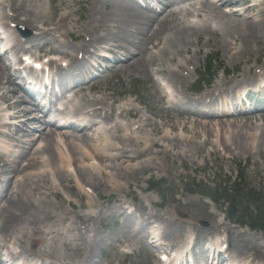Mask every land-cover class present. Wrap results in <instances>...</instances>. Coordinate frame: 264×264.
Wrapping results in <instances>:
<instances>
[{"label": "rangeland", "instance_id": "rangeland-1", "mask_svg": "<svg viewBox=\"0 0 264 264\" xmlns=\"http://www.w3.org/2000/svg\"><path fill=\"white\" fill-rule=\"evenodd\" d=\"M29 1H31L29 9L43 19L42 24L44 26L55 25L62 15L72 12L70 19L77 24L85 23L90 14L92 18H94V21L96 20L97 22L96 25H93V22L91 26L97 29L99 24L97 19L100 18L99 14H108L110 10H112L114 12V19H112L111 22L102 20L103 23H101L97 30L98 34H96V38L99 42L95 43L94 47L107 45L115 47L122 45L129 47L131 52H134V48L129 46V43L133 42L134 44L142 45L141 50L145 51V57H155L159 55V51L156 50L158 49V46L156 47V39H151L143 44V36L137 33L138 21L135 22V20L128 18L124 14L123 6L145 13L129 2V0H102L104 5L98 3L93 10L92 3L95 0H84V2L74 0L75 2H72L68 7H59L60 2L66 3L67 0ZM159 2L160 8H163V4L164 6H170V9L178 14V17L185 27L192 25L193 27L200 28L201 26L197 25V23H207L211 29L216 30L209 36L211 41L210 44H206L204 38H201L198 44L191 45L189 52L182 54L180 59L182 63H184L185 59L191 60V62L187 64L184 63L186 67L181 74L187 77V81L184 89L181 86L177 87L179 92H182L178 94V98L175 99L174 104L177 106L176 109L189 114L188 120H178L185 123L189 128L194 129L195 137L192 139L191 146H200L204 144V152L201 155L204 159L201 160V157L197 158L196 162L200 166L204 163L205 166H203L202 169L194 171L192 170L190 160L183 158V162L178 161L175 163L176 166L178 165V168L175 170V165L169 164V162H162V166L165 167L161 169V171L150 170L145 173H140L138 183L131 182L128 187L123 184L124 188L121 192L111 190L108 174L102 175L97 173L96 175H88L83 180V183L75 177L77 187H81V198L75 195L77 189L69 186L67 182H62L53 176L46 175L45 179L44 177L40 178L39 176L31 175L28 179V183L34 188L45 186L51 182L68 202H63L60 198L51 197L49 201L53 202L56 207L52 215H44L34 220V222L29 219V217L18 219L14 223L13 229L8 232H3L4 234L0 236V247L4 245L14 246V239L17 237H23V240L26 242L31 237L29 233L32 229H41L44 233L41 238L46 242V245L57 247L59 250V253L54 254V258L47 260V264H61L60 260L63 261V254L65 253L63 247L60 246L63 242H71L81 247V253H84L87 247L92 249V253L87 254L88 257L85 255L82 259L75 260L74 264H153V254L146 252L142 244L140 248H137L133 251V254L128 256H124L123 253L117 252L120 248L124 252L135 249L136 242L139 239L134 236L132 237V232L143 227V225L141 226L133 222V219L118 214L115 207L123 203H125L123 205H132L134 212H136L139 217L146 210H152L151 212L158 214L170 212L175 218L177 217V219H179V223L186 226L184 237L188 236V232L190 231L189 225L186 224L193 223L190 219L196 221L194 226L195 233L198 232V229L211 228L210 225H212L213 222L222 220V222L231 229L230 233L232 231H244L246 235L254 237L259 245L264 246V230L260 228L250 230L248 228L250 227V220L248 218L243 219L245 209L252 217H254L257 212L253 208L255 205L251 200L252 193L256 195L260 194L261 198L264 197L262 195L264 193V149L261 151L262 154L257 155V153H255L256 151H250L248 154H245L233 148H227L225 143L228 142V147H230V136L224 135L223 137L224 131H222V137H216L212 126H208V130L211 131L214 136H212L209 131L201 133L200 126L192 125L191 123L192 121L199 120V118L193 115V112L197 113V108L192 109L186 105L187 97L197 99L207 93H211L214 85L220 79H224L229 82V84L234 83L236 79L238 81L243 79L247 81L251 79L250 84H253L258 79L264 78V76L253 77V75L256 74L257 67L264 64V6L254 7V5H257L259 2H264V0H248L236 6L229 5L225 7H218L219 2L217 0H215V4L212 3L214 0H159ZM252 5L253 7L248 8ZM236 10L239 12L234 14L231 13ZM227 12H230V14H226ZM0 14H3L1 9ZM198 14L201 15V17L197 16ZM230 16L231 19H235L240 23L244 21L246 23H253L251 20H254L253 24L256 27L255 34H249L251 52L253 53L246 56L247 63H245L244 60H239L240 62L238 63L232 62L228 52L217 46V40L215 38L218 35L224 34L225 22ZM202 17L205 18L203 22L200 21ZM259 20H262L263 23L261 24ZM256 38L261 41L259 45H256ZM51 39L47 38V40H45L49 44L45 46L43 49L44 51L50 48L51 45L54 47L57 46L55 45L56 41H54L52 37ZM61 40L62 41H59L60 45H62L61 50L71 53L73 51L71 47L73 44H76V42L66 37L61 38ZM159 42L160 47L166 45L163 40ZM259 49L261 50L259 58H257L256 53ZM72 54L77 57L81 55L77 52ZM117 56H121L120 53H118ZM209 56L214 57L216 60L211 71L212 76L210 83L208 85L206 83L202 85L199 92H192L191 86L202 74L203 66ZM236 58H239V56H236ZM103 65L107 67L114 66L113 64L107 63ZM160 65L168 64L156 60V63L150 66L153 75L150 74L149 76L138 71L135 67H121L117 65L115 69L112 68V71L106 73L101 79L94 81L95 85L91 89L86 90L85 93L86 95H94L96 98L105 97L106 104L113 109L128 101L137 111L141 112V115H145V118H150V124L155 126L161 123L160 119L157 118L158 109L165 108L167 112L171 113V108L174 107H171L173 103L165 104L164 100L160 98V85L168 86L171 95L176 94L167 83L165 75L156 71ZM220 69L225 70V74L222 71H218ZM0 82L5 81L0 78ZM7 86L10 90L15 89L13 85L9 84ZM4 91L5 90H2V92ZM83 94L84 93H81L79 96ZM80 107L81 104L79 103V106H76L78 112H81ZM249 117L250 116L240 117L235 120L248 122L250 121ZM109 120L112 122L119 121L114 115V112L111 113ZM220 120L223 119H214L213 122ZM95 121L101 122V120ZM129 121L134 122L133 119ZM208 121L209 120H207V122ZM231 121H233V119H229L226 123ZM253 121H255V119ZM255 124L260 126L259 121H255ZM21 126L22 125H20V127ZM20 127L10 128L8 132L12 133L16 138L17 134L21 132L19 131L21 129ZM27 127L29 129L34 127L40 129V124L37 122H28L26 127H22L23 132H21L19 137H21L23 141L37 139L39 134L35 131L29 132ZM150 129L151 127H146L142 132V137L146 140L150 138ZM164 131L168 132L167 129ZM254 132L258 135L261 132L264 134V126ZM55 133L77 135L67 130H59L55 131ZM160 136L162 137V134ZM160 136L156 138L159 139ZM185 136L189 135L182 134V138L178 140L179 143L183 142L182 140L185 139ZM77 137H79V135H77ZM188 140L190 141V139ZM216 141L221 142L223 145L216 147ZM7 142V145L2 146L10 147L13 154H16L17 158L13 155L7 158L12 160V166H15V164L20 161L19 158L27 147L25 148L24 145L17 142L14 138H7ZM60 142L57 135L53 136V141L50 142L54 143L57 155L59 154V149H61L59 147ZM35 143L33 148L41 144L40 140ZM95 145L98 146V144ZM187 145L189 146V144ZM81 147H83L82 155L85 157L87 151H89V147L86 145H82ZM224 148H226L228 154L223 151ZM210 150L215 151L214 155L210 156L208 154ZM150 152L153 154L145 156L137 161V163L150 158H157L158 156L155 155V153H159L160 150L154 148L151 149ZM159 156L161 157V155ZM0 159L3 160L1 157ZM56 159H58L57 156ZM22 161L25 163L24 160ZM91 164L95 165L94 162H91ZM55 167L56 166L53 165V168ZM35 169L37 170L29 171V173L35 174V172L43 168L41 165H38ZM9 170L10 169L2 173V168H0V201L3 199L2 196L4 192L10 186L11 180L7 178L16 176V174H10ZM69 170L72 171V169ZM106 172H108V170ZM13 181L14 178L12 182ZM85 181H89L92 186H86L84 183ZM92 187L95 189L94 192L91 191V189L93 190ZM28 192L31 191L29 190ZM35 192L32 194L33 201L34 196L36 197ZM148 198H150L151 201H147ZM89 201L95 204L91 214L88 212ZM229 204H232L236 211L234 214L230 216L227 215L226 217L225 212ZM262 210L264 211V204L262 205ZM179 212L182 215L181 217L177 214ZM247 216L249 215L247 214ZM24 232H27L26 236H24ZM5 234H9L13 240L9 238L5 239ZM221 237L223 239L225 236ZM168 241H171V239ZM185 241H187V239L183 238V240H179L176 245L183 244ZM236 243L233 237H228L229 249L234 259L237 258V254L234 252ZM259 251L262 253L263 248H260Z\"/></svg>", "mask_w": 264, "mask_h": 264}, {"label": "bare ground", "instance_id": "bare-ground-1", "mask_svg": "<svg viewBox=\"0 0 264 264\" xmlns=\"http://www.w3.org/2000/svg\"><path fill=\"white\" fill-rule=\"evenodd\" d=\"M246 1L248 0H240L242 3ZM30 2L29 0H1L0 9L5 11L8 9L11 11L13 13L12 19L17 24H21L25 29H28L31 35L32 32H36V38L53 37L54 34L59 32L61 33L58 38H62L63 35L72 40H80L83 37H88V41L84 42V44L73 46V51L71 53L78 51L86 55L88 53L87 47L91 44L94 45L95 42L98 41L96 38V30H98L101 23H103L102 20L111 22V20L114 19V12L112 10H110L108 14H99L100 18L97 19L99 24L97 29H95L91 26L94 22V18H92L90 14L85 23L77 24L70 19L72 14V12H70L62 15L57 24L44 26L42 24L43 19L29 9ZM72 2L75 1L67 0L66 3L60 2L59 7H68ZM82 2H84V0H82ZM98 3H102V0H95L92 3V10ZM263 6L264 2H259L257 5H254V7ZM123 9L124 14L128 18L135 20V22L138 21L137 33L143 36V44L151 39H156V47L158 46L156 50L159 51V55L155 57H145V51L141 50L142 45H137L133 42L129 43V46L134 48V52H131L129 47L122 45L116 47L109 46L108 51L114 54H121L122 58H117V62H122V65H120L121 67H135L138 71L147 76L150 74L153 75L150 66H153L156 60L163 61L168 65H160L156 71L163 73L167 82L176 90L179 91V89H177L178 86L184 89L187 77L181 73L185 70L186 64L191 62V60L185 59L184 63L186 64L182 63L180 61L182 54L189 52L191 45L198 44L201 38H204L206 44H210L211 41L209 36L216 30H211L207 23H204L200 28L193 27L192 25L185 27L178 17V14L167 5L164 6L162 13L157 16L151 15L150 10L141 13L125 6H123ZM5 20H8V16L1 14L0 25H3ZM204 20L205 18L203 17L200 19L201 22ZM251 21L254 23V20ZM259 22L261 24L263 23L262 20H259ZM253 23H246L245 21L240 23L235 19H231L230 16L225 22L224 34L216 36L217 46L228 52L232 62L238 63L240 62L239 60H244V62L247 63L246 56L253 53L251 52V42L249 39V34H255L256 27ZM74 33H76V36H74ZM160 40L165 41L166 45L160 47ZM256 41V45L261 43L258 38H256ZM22 49L23 45L20 39L17 36L13 37L11 50L17 52ZM52 49L58 50V48L55 47H52ZM260 50L261 49L256 53L257 58H259ZM60 56L69 57L66 52H61ZM236 56H239V58H236ZM70 61L77 62L72 54H70ZM55 67L61 70L59 65H55ZM263 73L264 69H262V74ZM7 77L6 69L0 62V78L5 81L0 82V91L4 90L7 85L13 84V81L8 80ZM248 84L249 82L248 80L246 81V79L240 81L236 79L234 83L230 84L224 79H221L214 85L211 93H207L197 99L187 97L186 105L192 109L200 106L204 109H208L212 106H207V104H205L206 100H208V103L214 104L218 103L220 100L215 96V93L220 95H225L228 91L234 93L238 88ZM88 89L90 88L81 87L72 91L74 99L78 97L79 93L84 92L79 98L81 112L67 111V113L60 114L62 117H67V120L70 122L74 121L81 124V130H76L71 127L66 128L67 131L72 134L76 133L79 137H77V135L56 134L50 129V126H54V123L52 121H45L43 123L45 127L42 128L41 132H38L39 136L37 139L23 141L22 138L19 137L21 132H23L21 128L19 130L21 132L17 134L16 140L27 148L19 158L20 161L15 164V166H12V160L7 158L12 155L17 158L16 154H13L10 147L2 146L8 144L6 139L11 135L7 136L5 134V129L10 127V125L1 123L0 114V156L3 158V160L0 159V168H2V173L10 169V174H16L15 177L10 176L7 178L11 180L10 186L4 192L2 196L3 199L0 201V236L4 234L3 232H8L13 229L14 223L18 219L29 217V219L34 222V220L44 215H52L56 207L53 202L49 201L51 197L60 198L63 202H68L51 182L48 184L46 183L47 185L45 186L34 188L28 183V179L31 175L39 176L40 178L44 177L45 179L46 175L53 176L62 182H67L69 186L77 189L75 195L81 198V187H77L75 177L83 183V180L88 175H96L97 173L102 175L108 174L111 190L121 192L124 188L123 184L128 187L131 182L138 183L140 173H145L150 170L161 171V169L165 167L162 166V162H169V164L175 165L176 162H183V158H187L190 160L192 170L194 171L202 169L203 166H205L204 163L200 166L196 162L197 158L201 157V160L204 159V157L201 156L204 152V144L200 146H191L192 139L195 137L194 129L189 128L185 123L178 120H188L189 114L176 109V105L172 104L171 107H174L171 108V113L167 112L165 108L158 109L157 118L160 119L161 123L153 126L150 124L151 119L147 117L144 118L145 115H141V112L137 111L128 101L113 109L106 104L105 97L96 98L86 95L85 91ZM181 92L182 91H180V93ZM14 95V90L0 92V102L10 103L6 109H14L11 120L13 122L22 121L25 127L28 122L39 121L31 117L29 111L23 109L21 106L23 103L10 102L14 99ZM73 98L70 99L69 102H74ZM160 98L164 99L165 97L161 94ZM169 101L175 103L174 99H169ZM1 112L0 110V113ZM113 112L119 121L112 122L109 120ZM213 117L215 116L212 114H206L201 117L200 121H192L191 123L192 125L200 126L201 133L209 131L208 126H212L216 137H222L221 132L224 131L223 137L224 135H228L231 139L230 147H228V142L225 143V146L229 149L233 148L245 154H248L250 151H256L255 153H257V155L262 154L261 151L264 149V134L261 132L258 135L254 131H258L259 128L261 129V127L264 126V115H252L248 122L235 120L237 116H229L222 118L223 120L213 122ZM130 119H133L134 122H130ZM229 119H233V121L226 123ZM254 119L255 121H259L260 126L255 124V121H253ZM95 120H101V122H96ZM207 120L209 121L207 122ZM146 127H151L149 131L150 138L147 140L142 137V132ZM27 129L29 132H32L28 127ZM165 129H167L168 132H165ZM181 133L183 135L188 134L189 136H185V139L182 140L183 142L179 143L178 140L182 138ZM209 133L214 136L211 131H209ZM161 134L162 137L160 136ZM55 135H57V138L61 141L59 144L61 149L58 148V155L56 154L54 143H50L53 141V136ZM158 136H160L159 139L156 138ZM1 138H4V140H1ZM188 139H190V141ZM38 140H40L41 144L33 148L36 144L35 142ZM216 142V147L223 145L219 141ZM95 144H98V146ZM187 144H189V146ZM82 145L89 147L90 154L85 157L82 155ZM154 148L160 150L159 153H155V155L158 156L157 158H150L137 163V161L145 156L153 154L150 150ZM223 151L228 154L226 148H224ZM214 153V150L208 152L210 156L214 155ZM159 155H161V157ZM56 156L58 159H56ZM22 160H24L25 163H23ZM91 162H95L97 165L94 166ZM38 165H41L43 169L35 172V174L29 173V171H36L37 169H35V167ZM53 165L56 167L53 168ZM69 168L73 169V171L69 172ZM177 168L178 165L175 167V170ZM107 170L108 172H106ZM13 178L14 181L12 182ZM84 183L88 187L92 186L89 181H85ZM29 190L31 192H28ZM93 191H95L94 188ZM34 192L36 197L34 196L33 201L32 194ZM148 201H151V199L148 198ZM88 205V212L91 213L95 204L89 201ZM115 208L119 215L124 214L121 207L117 206ZM145 212V216L147 217L145 221L148 226L153 224L150 221L155 222V224H160L161 227L163 226L160 232L162 242H170V245L174 246L179 240H183V238L189 239L192 237L193 240L196 241L199 237L202 239H209L212 238V236H219L221 234L226 236L227 243L228 237H233L237 242L234 246V252L237 254V258H235L237 264H264V246L259 245L254 237L246 235L244 231H232L230 233L231 229L228 228L222 220L213 222L212 225H210L211 228L198 229V232L195 233L194 226L196 221L190 219L193 223L186 224L189 225L190 231L188 232V236L184 237L186 226L179 223V219H177V217L175 218L170 212H163L160 214L148 211ZM78 216L81 217L80 215ZM29 234H31V237L26 242L23 240V237H17L14 239V246L5 245L4 247H0V258L2 256L11 255L10 251L15 249L18 251L19 256L32 258L33 261L43 264V262H46L48 259L54 258L55 253H59L57 247L46 245V242L41 238L44 235L41 229H32ZM26 235L27 232H24V236ZM133 236L139 240L136 242V248L130 249L131 251L140 248L141 243L148 238L147 233L144 231H135L132 234V237ZM4 238L13 239L9 234H5ZM169 239H171V241H168ZM165 245L164 243V246ZM60 246L63 247L65 251L63 254L64 258L62 259L63 261L60 260L61 264H74L75 260H80L85 255L88 257L87 254L92 253V249L88 247L86 249L87 252L81 253V247L71 242H63ZM260 248H263L262 253L259 251ZM117 252L121 253L122 250L120 249ZM230 257L234 259L233 254H231ZM154 259H156L155 256H153V263H156ZM0 264H2L1 261Z\"/></svg>", "mask_w": 264, "mask_h": 264}, {"label": "trees", "instance_id": "trees-1", "mask_svg": "<svg viewBox=\"0 0 264 264\" xmlns=\"http://www.w3.org/2000/svg\"><path fill=\"white\" fill-rule=\"evenodd\" d=\"M209 68V67H208ZM264 196V195H263ZM254 205L255 210L257 211L254 215V217L247 216L244 213V217H247L250 220V226L251 228H264V211L262 210V205L264 204V197H257V195H254Z\"/></svg>", "mask_w": 264, "mask_h": 264}, {"label": "water", "instance_id": "water-1", "mask_svg": "<svg viewBox=\"0 0 264 264\" xmlns=\"http://www.w3.org/2000/svg\"><path fill=\"white\" fill-rule=\"evenodd\" d=\"M229 213L231 214L232 212L230 211Z\"/></svg>", "mask_w": 264, "mask_h": 264}]
</instances>
